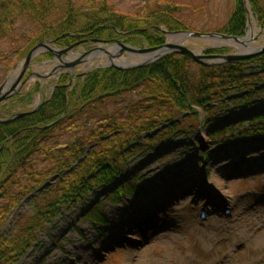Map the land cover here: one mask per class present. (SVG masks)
Instances as JSON below:
<instances>
[{
    "label": "trees",
    "instance_id": "trees-1",
    "mask_svg": "<svg viewBox=\"0 0 264 264\" xmlns=\"http://www.w3.org/2000/svg\"><path fill=\"white\" fill-rule=\"evenodd\" d=\"M247 1L264 28V0ZM165 8L158 13L149 11L145 17H129L114 12L107 0H0V44L14 36L19 21H27L30 34L11 49L15 61L43 40L56 39V46L67 47L80 34L155 47L164 42L156 27L187 29L174 17L173 5ZM246 16L242 0H233L221 33L244 34ZM220 50L210 52L224 51ZM50 57L44 54L40 59ZM192 65L195 70L191 72ZM39 91L36 84L22 97L12 98L19 104ZM261 93L264 53L219 65L170 54L132 70L95 68L74 81L67 73L60 74L51 96L34 113L0 123V264H15L39 243L40 233L53 225L63 209L94 197L96 190L106 189L102 200L110 204L135 193L133 184L118 182L126 162L154 140L185 136L190 128L201 126L199 109L204 112L203 125H208V118L229 106L238 110L255 107ZM3 114H8L5 104L0 107ZM257 121H264V114L238 119L213 136L228 131L236 138L260 135L264 124ZM38 156L51 165L49 170L36 168ZM51 176L54 181L47 183ZM37 190L29 202L30 212L18 215L5 234L2 229L13 209ZM84 214L93 223H105L96 200Z\"/></svg>",
    "mask_w": 264,
    "mask_h": 264
},
{
    "label": "rangeland",
    "instance_id": "rangeland-1",
    "mask_svg": "<svg viewBox=\"0 0 264 264\" xmlns=\"http://www.w3.org/2000/svg\"><path fill=\"white\" fill-rule=\"evenodd\" d=\"M107 3L114 12L129 17H145L149 11L158 13L171 4L176 9L174 17L187 26L185 31L220 34L233 8V0H107ZM252 18L253 40L246 45L216 47L214 41L206 38H188L180 43L193 51L205 49L200 52L204 55L259 48L264 45V31L260 30L264 28L253 15ZM30 32L31 24L19 21L14 36L0 44V55L5 56L0 59V84L21 60L15 61L12 47ZM247 32L246 28L240 37ZM142 46L145 47L144 44L139 47ZM220 49L224 51L210 52ZM80 54L75 51L66 59ZM40 57L33 62H42ZM104 63H108L105 57H97L79 65L72 81L75 74ZM51 68V64H33L23 79L29 73L46 75ZM191 70H195L193 65ZM65 73L67 70L49 78H27L15 96L22 97L36 84L40 91L19 104L10 97L5 102L8 114L0 118L32 109L50 95L51 86ZM260 96L255 107L238 110L229 106L227 111L208 118V125H203L204 112L199 109L201 126L190 128L185 136L154 140L144 146V150L137 151L126 162L118 177V182L133 184L136 194H125L117 203L110 204L102 200L106 189H99L94 192L95 198L89 196L81 204L63 209L53 225L40 233L39 243L15 264H264V132L238 138L229 131L223 136H213L229 124L235 125L238 119L245 121L264 114V93ZM142 140L143 137L141 145ZM36 161L38 170L50 169L51 165L41 157ZM54 179L51 176L47 183ZM37 192L33 191L13 209L2 229L5 234L18 215L30 212V199ZM94 200L105 223H93L84 217ZM201 209L207 211L203 220L199 219Z\"/></svg>",
    "mask_w": 264,
    "mask_h": 264
},
{
    "label": "water",
    "instance_id": "water-1",
    "mask_svg": "<svg viewBox=\"0 0 264 264\" xmlns=\"http://www.w3.org/2000/svg\"><path fill=\"white\" fill-rule=\"evenodd\" d=\"M243 6L246 9V28L248 30L246 36H229L220 33H199V32H190L185 30L180 31H167L162 27H157L166 35V39L163 44L155 47H134L122 43L120 41H115L112 45L107 44L105 41L101 40H91V43H97V46L80 54L73 55V58L67 60L66 57L72 55L76 46L83 41L76 42L68 47L58 48L55 46L56 39L43 40L36 45H34L22 58L18 65L17 69H12V74L8 75L7 78L0 84V106L6 102L10 97L15 96L21 92L22 86L25 83V80L29 77L41 76L42 78H49L54 73L67 70L69 77L72 78L73 72L76 67L83 65L91 59L97 57H105L108 63H104L101 67H112L119 70H132L139 67H144L149 64L156 62L157 60L170 55V54H184L190 57L193 61L203 64V65H215L221 63L234 62L236 60L248 59L259 54L264 53V45L259 48H249L248 51L238 50V53L235 54H226V55H216V54H207L204 55L200 53L201 51H193L188 46L183 45L180 42H183L188 38L196 39H209L214 41L213 44L216 47H233L236 48L235 44L246 45L250 43L253 38L250 34V24H254L251 12L249 10V5L247 0H242ZM255 25V24H254ZM261 31H264L260 28ZM222 40V41H220ZM42 53H48L52 56L50 61L39 64H50L52 63V68L49 73L46 75H37L36 73H29L25 77L26 71L31 67L33 61ZM92 68L82 74H75V76L85 75ZM56 85H52L51 89H54ZM41 105V102H38L32 109L29 111L18 112L12 114L9 118L0 119V123H6L25 115L34 113ZM51 124L42 127V129L48 128Z\"/></svg>",
    "mask_w": 264,
    "mask_h": 264
},
{
    "label": "flooded vegetation",
    "instance_id": "flooded-vegetation-1",
    "mask_svg": "<svg viewBox=\"0 0 264 264\" xmlns=\"http://www.w3.org/2000/svg\"><path fill=\"white\" fill-rule=\"evenodd\" d=\"M118 33H120V32H118ZM80 36H82V37H80V39L75 41V42H80V41H83V42H81L80 44H78L76 46L74 52L79 50V53H81V54L97 46V43H91L90 42L91 40L105 41L109 45H112L115 41L124 42L123 39H121V38L120 39L119 38H117V39L116 38H111V39H105V38L95 39V38H93V39H91V38L85 37V35H83V34H80Z\"/></svg>",
    "mask_w": 264,
    "mask_h": 264
}]
</instances>
